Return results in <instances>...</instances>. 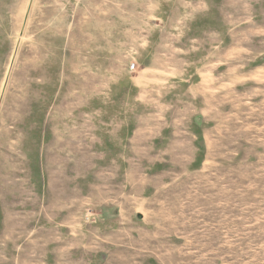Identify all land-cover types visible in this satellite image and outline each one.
<instances>
[{"label":"rangeland","instance_id":"374dc122","mask_svg":"<svg viewBox=\"0 0 264 264\" xmlns=\"http://www.w3.org/2000/svg\"><path fill=\"white\" fill-rule=\"evenodd\" d=\"M0 264H264V0H0Z\"/></svg>","mask_w":264,"mask_h":264},{"label":"built area","instance_id":"2783aa9c","mask_svg":"<svg viewBox=\"0 0 264 264\" xmlns=\"http://www.w3.org/2000/svg\"><path fill=\"white\" fill-rule=\"evenodd\" d=\"M130 69L134 70V64H131Z\"/></svg>","mask_w":264,"mask_h":264}]
</instances>
